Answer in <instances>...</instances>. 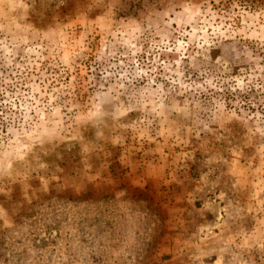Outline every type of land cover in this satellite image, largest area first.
<instances>
[{"label":"rangeland","instance_id":"rangeland-1","mask_svg":"<svg viewBox=\"0 0 264 264\" xmlns=\"http://www.w3.org/2000/svg\"><path fill=\"white\" fill-rule=\"evenodd\" d=\"M0 78V264H264V0H0Z\"/></svg>","mask_w":264,"mask_h":264},{"label":"trees","instance_id":"trees-1","mask_svg":"<svg viewBox=\"0 0 264 264\" xmlns=\"http://www.w3.org/2000/svg\"><path fill=\"white\" fill-rule=\"evenodd\" d=\"M1 81V78H0ZM12 86V85H11ZM11 86H3L0 84V98H3V95H5V90L6 91H13L10 90ZM245 99V97H244ZM243 106L244 108H251L252 105L250 103H245ZM253 108V107H252ZM14 113V111L10 108V105L0 103V134H3L6 132L7 128L11 125V115Z\"/></svg>","mask_w":264,"mask_h":264}]
</instances>
